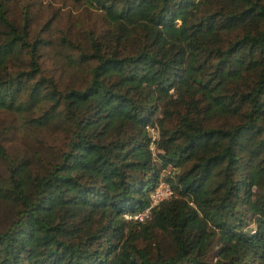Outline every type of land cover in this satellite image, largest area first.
<instances>
[{
	"label": "trees",
	"instance_id": "1",
	"mask_svg": "<svg viewBox=\"0 0 264 264\" xmlns=\"http://www.w3.org/2000/svg\"><path fill=\"white\" fill-rule=\"evenodd\" d=\"M74 1L0 0V264H264V0Z\"/></svg>",
	"mask_w": 264,
	"mask_h": 264
},
{
	"label": "rangeland",
	"instance_id": "2",
	"mask_svg": "<svg viewBox=\"0 0 264 264\" xmlns=\"http://www.w3.org/2000/svg\"><path fill=\"white\" fill-rule=\"evenodd\" d=\"M14 1V0H13ZM20 1V0H17ZM23 1V0H22ZM31 12L33 13L35 25L40 26L50 16L57 18L60 15L58 23L59 27H67L75 22L79 25L72 28V37H78L79 29L84 25L85 27H99L101 18L97 10H86L84 5H79L74 0H32ZM12 10L18 15L20 14V7L14 3ZM45 68L48 69L49 76L57 78V56L53 51H49L45 58ZM15 122L13 114L0 109V132L5 135V145L14 149L17 147H26L31 144H38L48 135V130H35L27 134L22 133V130L14 128ZM5 174V161L0 158V175Z\"/></svg>",
	"mask_w": 264,
	"mask_h": 264
},
{
	"label": "built area",
	"instance_id": "3",
	"mask_svg": "<svg viewBox=\"0 0 264 264\" xmlns=\"http://www.w3.org/2000/svg\"><path fill=\"white\" fill-rule=\"evenodd\" d=\"M150 132H151V135H152V138L155 137L156 135V131H155V128L154 126H149L148 127ZM152 144V143H151ZM172 193V189L171 187L169 186L168 183L166 182H160L158 184V186L153 189L150 193V205L148 207H146L144 210L142 211H137V212H134V213H125L124 216L126 218H132V219H137V220H142L144 218H146L149 213H150V208L152 206H154L155 204H157L160 200L168 197L170 194Z\"/></svg>",
	"mask_w": 264,
	"mask_h": 264
}]
</instances>
